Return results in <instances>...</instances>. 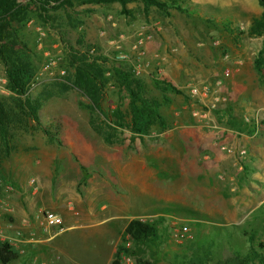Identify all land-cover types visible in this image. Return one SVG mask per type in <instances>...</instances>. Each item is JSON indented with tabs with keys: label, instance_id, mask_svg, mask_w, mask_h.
<instances>
[{
	"label": "rangeland",
	"instance_id": "374dc122",
	"mask_svg": "<svg viewBox=\"0 0 264 264\" xmlns=\"http://www.w3.org/2000/svg\"><path fill=\"white\" fill-rule=\"evenodd\" d=\"M162 1H173L180 10L145 9L139 0L123 10L117 3L72 0L70 6L42 17L33 15L26 22L19 34L24 48L18 53L34 74L25 97L8 92L0 64V109L7 118L4 139L0 136V198L6 184L14 189L18 178L29 181L32 156L66 151L82 172L78 185L92 173L115 179V191L132 219L154 225L157 239L152 243L134 244L122 237L126 251L121 253L132 264L137 258L152 264H185L192 253L208 254L205 264H225L231 258L238 264H256L250 251L264 256V248L259 249L264 246V181L259 177L264 172L251 153L253 142L264 137V130L252 128L255 119L264 129V30L256 25L262 9L257 0ZM173 38L179 39L181 52L190 44L203 46L209 53L206 64L196 59L184 62V79L172 66L133 73L136 51L146 58L170 57L178 48ZM154 39L159 42L156 49L145 46ZM74 52L100 58L98 110L90 109L88 100L71 86L78 65ZM118 54L123 59H116ZM216 56L221 62L235 57L241 62L227 69L210 63ZM115 70L139 79L141 95L156 102L164 128L153 123L143 136L130 131L127 94ZM198 81L205 83L196 86ZM216 82V97L223 101L207 112L202 105L211 96L199 99L189 90ZM162 84L173 90L161 91ZM26 100L38 104V123L27 117L22 105ZM194 112L208 115L199 120ZM211 145L225 160L216 164L204 160L213 157ZM18 155L23 160L16 161ZM41 165L46 170L42 178L53 180L57 162Z\"/></svg>",
	"mask_w": 264,
	"mask_h": 264
},
{
	"label": "crops",
	"instance_id": "0c3cea01",
	"mask_svg": "<svg viewBox=\"0 0 264 264\" xmlns=\"http://www.w3.org/2000/svg\"><path fill=\"white\" fill-rule=\"evenodd\" d=\"M154 25H159V21ZM163 41L166 42L165 39ZM173 41L177 42L178 47L171 51L173 52L171 56L176 55L174 59L169 62L171 56L149 55L150 58H147L151 69L156 66L162 69L172 66V71L184 79L182 75L186 72L184 62L196 59L206 64L204 57L209 53L202 50L203 46L190 44L188 51L181 52L179 39L173 38ZM158 43L154 39L151 44L146 43L145 46L156 49ZM214 62L221 63L227 68L231 63L239 66L241 58L235 57L234 60L231 58L221 62L219 56L214 60L211 57L210 63ZM204 83L198 81L196 86ZM253 123L252 128L262 133L264 129L261 125L258 126L257 120L254 119ZM65 132L62 130V133ZM240 141L244 144L243 139ZM230 142L238 145L237 140ZM263 147L264 137L257 140L256 144L253 142L251 153L256 156L258 169L264 172ZM217 149L215 146H209V152L213 157L209 160V157L204 156V160L213 161L214 164L225 160ZM15 160L21 161L23 158L18 155ZM30 160H34V163L29 181H26V178H18L14 181V189L6 184L10 186V191H6L4 187L1 190L5 194L0 198V242H6L16 252L17 264H111L117 246L124 236V228L132 219V213L123 206L120 193L115 191V179L111 182L105 176H98L95 173L89 175L86 171L88 176L78 185V181L83 179L79 178L82 177V172L66 151L58 156L36 155ZM47 160L57 162V175L49 181L42 178L46 170L41 163ZM226 161L234 165L230 159ZM259 177L264 181L262 174ZM44 211L60 217L62 227L60 232L54 227L38 226L37 218Z\"/></svg>",
	"mask_w": 264,
	"mask_h": 264
},
{
	"label": "trees",
	"instance_id": "16d2710c",
	"mask_svg": "<svg viewBox=\"0 0 264 264\" xmlns=\"http://www.w3.org/2000/svg\"><path fill=\"white\" fill-rule=\"evenodd\" d=\"M96 4L117 3L123 10L127 3L135 0H88ZM145 9L155 7L158 10L166 8H176L175 2H164L162 0H139ZM72 0H0V64L3 67L6 79V88L12 95L23 98L27 94L28 85L33 78L32 67L23 62L19 58V51L24 48L20 40V31L26 22L33 16L42 17L50 10H57L71 5ZM261 7L259 19L256 25L264 30V0H257ZM180 10V9H179ZM73 60L78 63L75 67L74 79L71 86L78 90L89 102L90 109H99L102 84L100 81V71L98 61L100 58H87L85 54L73 53ZM261 52H259V56ZM256 73H260L259 60L254 62ZM118 82L124 88L127 99V115L130 117L128 128L137 135L147 134L148 127L153 123H158L160 128L163 127V121L158 113V105L155 101L143 97L140 93L141 84L139 79L133 78L132 75L124 73L121 70H115ZM161 91H172L169 85L162 84ZM27 117L34 123L37 120L38 104L31 103L28 100L22 104ZM117 113V112H116ZM114 114V118L118 120L120 116ZM6 116L0 109V136L4 139L6 134ZM44 134L50 138L48 132ZM124 236H126L134 244L152 243L157 239L156 229L153 224L141 222L138 219H131L124 228ZM121 243L117 246L111 264H118V255L126 250ZM264 248L263 245L259 249ZM208 254L201 256L192 253L185 264H205ZM250 257L256 259V264H264V256L257 253L256 249L250 251ZM17 258L16 252L6 242H0V264H8ZM133 264H152V262L137 258ZM225 264H238L235 258L228 259Z\"/></svg>",
	"mask_w": 264,
	"mask_h": 264
},
{
	"label": "built area",
	"instance_id": "2783aa9c",
	"mask_svg": "<svg viewBox=\"0 0 264 264\" xmlns=\"http://www.w3.org/2000/svg\"><path fill=\"white\" fill-rule=\"evenodd\" d=\"M38 35L41 37L42 33H38ZM138 36H140V34ZM120 39L121 37L119 38V40ZM111 44L115 45L116 43L111 42ZM123 57L124 56L121 54H118L117 56H115L116 59H123ZM133 60H134L133 73L135 75L139 73L140 69L148 68L150 65L149 59L145 57L142 51H136L134 54ZM49 65L51 64L48 63V65H46L45 67ZM223 75L226 76L227 71H224ZM218 86H219V83L216 82L214 83L213 87L208 86V85H201L200 87H192L189 91H190V95L193 97L198 95L204 99L205 95L211 96V98L206 102L207 104L202 105L203 107L207 109V112H209L211 109L214 108L216 103H218L219 101H223L222 98L216 97ZM207 112H194L192 113V116L198 118L199 120H203V119H206L208 115ZM4 189L6 191H10V186L6 185L4 186ZM138 220H140L141 222H144L141 218H138ZM37 224L41 228L54 227L56 228L58 232L62 230L60 217L48 211H44L39 214L37 218ZM127 245L128 244H126L125 247H127ZM118 264H132V262H130L129 258H124V254L121 253L118 255Z\"/></svg>",
	"mask_w": 264,
	"mask_h": 264
}]
</instances>
